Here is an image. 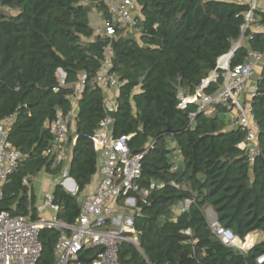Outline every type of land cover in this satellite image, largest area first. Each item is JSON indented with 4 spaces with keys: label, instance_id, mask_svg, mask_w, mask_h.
I'll return each instance as SVG.
<instances>
[{
    "label": "trees",
    "instance_id": "1",
    "mask_svg": "<svg viewBox=\"0 0 264 264\" xmlns=\"http://www.w3.org/2000/svg\"><path fill=\"white\" fill-rule=\"evenodd\" d=\"M136 1L141 8L136 20L139 38L120 34L113 42L112 72L122 86L112 130L115 137L132 136L128 146L133 153L147 147L148 151L142 160L140 191L130 193L136 198L138 245L120 243L118 258L122 264H258L264 239L248 250L225 245L210 228L207 209L212 208L220 223L243 241L264 235V66L251 102L260 143L254 163L240 146L246 132L228 127L223 106L210 113L198 112L194 105L182 110L177 93L194 92L243 34L246 41L234 53L232 66L246 62L249 50L264 54V33L251 28L243 32L249 11L243 0ZM94 9L108 18L105 5L97 0H0V122L15 115L9 141L24 156L0 201V210L13 216L31 211L37 220L33 179L43 171L62 170L54 158L44 155L53 143L47 123L57 111L72 110L68 96L80 75L92 78L101 66L105 42L94 36ZM256 24L264 26L263 11L255 12L251 25ZM60 71L66 86H60ZM221 83L220 77L207 91ZM77 103L69 164L77 190L71 193L60 183L53 191L60 206L58 218L67 224L76 222L79 197L97 174L93 135L107 115L103 92L90 82ZM25 177L31 190L23 184ZM142 190L148 192L146 203ZM186 198L193 204L177 212ZM124 200L118 202L128 208ZM60 235L56 229L41 231L43 251L37 264H54ZM101 250L90 246L82 256L93 260Z\"/></svg>",
    "mask_w": 264,
    "mask_h": 264
},
{
    "label": "built area",
    "instance_id": "2",
    "mask_svg": "<svg viewBox=\"0 0 264 264\" xmlns=\"http://www.w3.org/2000/svg\"><path fill=\"white\" fill-rule=\"evenodd\" d=\"M105 5L108 18L94 28V36L105 42L101 66L95 76L90 78L82 73L75 84V91L68 96L72 110L65 113L57 111L53 121L47 123V128L53 137L52 145L44 151V155L54 158L55 165H61V184L67 186L71 180L67 164L71 149L75 142L72 138L74 131L73 110L80 98L85 84L90 82L94 89H99L105 96L107 115L100 122L93 135V146L99 155L97 175L100 176L97 187L92 192H86L81 203V212L74 224H67L58 218L60 206L55 203L53 193L47 194L43 202L37 206L39 218L32 219V212L26 215L13 216L7 210H0V264H37L43 244L40 233L45 228L56 229L61 232L55 246L54 264H122L118 258L119 245L129 241L138 245L134 216L137 213L136 198L130 193L140 191L138 180L142 172V160L146 152L133 153L128 146L132 136L115 137L110 113L117 107V97L122 86L119 77L113 69V42L121 35L140 33L136 27V20L141 16V8L136 0H97ZM244 1V0H243ZM249 11L245 15L243 32L252 29L253 32L264 33L261 24L251 25L256 11L264 12V0H245ZM244 34L233 44L231 50L219 58L215 70L204 78L200 86L187 93L180 89L177 93L178 108L185 110L194 105L198 112L207 111L208 107L221 105L230 118L229 128H241L246 132V140L240 145L248 155L250 163H254L260 153L259 126L253 111L252 99L257 95L258 82L249 90V79L254 76L257 68L262 64L264 54L249 50L248 59L243 64L232 66L234 53L245 43ZM222 83L213 92L207 88L217 84L219 78ZM60 86H66L65 74L60 71ZM116 91L115 93H110ZM249 93L251 101L245 103L242 99ZM209 113V112H208ZM195 113L189 115L194 121ZM15 119L10 115L0 122V201L4 197L3 188L9 176L16 170L23 159L22 152L9 141V130ZM23 184L31 190L29 177H25ZM74 193L75 188L71 189ZM142 200L148 192L141 191ZM124 198V205L129 208L122 212L118 202ZM193 199L186 198L176 207L177 212H185L193 204ZM53 212V216L43 215L44 211ZM209 225L213 233L227 246L240 250H248L255 245L253 237L248 236L244 241L236 236L229 228L224 227L217 216L209 215ZM191 234L190 230L185 231ZM131 234V235H129ZM100 246L102 250L93 260L84 262L80 259L82 251L90 246ZM258 264L264 262V255L258 259Z\"/></svg>",
    "mask_w": 264,
    "mask_h": 264
},
{
    "label": "crops",
    "instance_id": "3",
    "mask_svg": "<svg viewBox=\"0 0 264 264\" xmlns=\"http://www.w3.org/2000/svg\"><path fill=\"white\" fill-rule=\"evenodd\" d=\"M90 19H91V25L95 28L96 26L102 24L105 18H104L102 11H100L98 9H94L90 14ZM263 66H264V58H263L262 64L257 68L254 76H252L249 79V82H248L249 90L252 89L255 86V84L259 81V79L261 77V72H262ZM115 92L116 91H111L110 93H115ZM242 99L245 103H249L251 101L249 93H245L243 95ZM70 161H71V153H70L69 160H68L67 164H65L64 166L69 168ZM39 179H41V180H39ZM99 179H100V176H98L96 174L94 176L91 184H89L88 187L86 188V190L81 194V196H80L81 199L79 197L81 203L84 200V195L86 194V192H92L96 189ZM61 181H62L61 172L58 174H49L45 171L39 173L38 176H36L32 182V191L36 196V206L40 205L43 202V199L47 194L53 193L55 186L60 184ZM36 183L38 184L37 189H36V185H37ZM67 185H69L71 187V189H74V184H73L72 180L67 181ZM65 188L68 191L69 190L71 191V189L69 187L65 186ZM75 190H77V185L75 187ZM119 209L121 210L123 208L121 207ZM122 212H124V211H122ZM207 212L209 215L215 216V212L212 208H208ZM53 214L54 213L49 211V210H46L43 213V215H46L48 217L53 216ZM257 235H258V237H261L260 240L263 239V236H264L263 234H261V235L257 234Z\"/></svg>",
    "mask_w": 264,
    "mask_h": 264
},
{
    "label": "water",
    "instance_id": "4",
    "mask_svg": "<svg viewBox=\"0 0 264 264\" xmlns=\"http://www.w3.org/2000/svg\"><path fill=\"white\" fill-rule=\"evenodd\" d=\"M73 114H74L75 117H77V116L79 115V105H78V103L75 105V108H74V110H73ZM110 115H111V117H112L113 119L115 118V112H111ZM71 180H72V182H73V184H74V188H75V187H76V182H75V180H74L73 178H71ZM215 216H217L216 213H215ZM80 259H81L82 261H84V262H88V260L85 259L83 256H80Z\"/></svg>",
    "mask_w": 264,
    "mask_h": 264
},
{
    "label": "rangeland",
    "instance_id": "5",
    "mask_svg": "<svg viewBox=\"0 0 264 264\" xmlns=\"http://www.w3.org/2000/svg\"><path fill=\"white\" fill-rule=\"evenodd\" d=\"M214 109H215V106L211 105V106L208 107L207 111L210 113V112L214 111ZM39 180H41V179H39ZM37 182H38V181H37ZM36 184H37V183H36ZM36 184H35V185H36ZM37 187H38V184L36 185V189H37ZM69 192L74 193L73 191H70V190H69ZM80 199H81V197H80ZM118 209H119V208H118ZM128 209H129V208H125V207H124V208L121 209V210L127 212ZM119 210H120V209H119ZM260 235H261V234H260ZM251 237H253V239H251V240H252V241H255V243L258 242V241L261 239V237H258V235H253V236H251ZM263 239H264V236H263Z\"/></svg>",
    "mask_w": 264,
    "mask_h": 264
}]
</instances>
